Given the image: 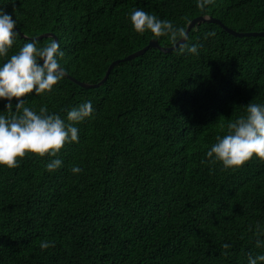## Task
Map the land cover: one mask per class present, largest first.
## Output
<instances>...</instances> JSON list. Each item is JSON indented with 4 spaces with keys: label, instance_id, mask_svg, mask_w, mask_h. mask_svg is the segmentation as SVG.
Masks as SVG:
<instances>
[{
    "label": "trees",
    "instance_id": "trees-1",
    "mask_svg": "<svg viewBox=\"0 0 264 264\" xmlns=\"http://www.w3.org/2000/svg\"><path fill=\"white\" fill-rule=\"evenodd\" d=\"M0 8L19 31L9 56L30 40H59L65 52L66 77L51 93L28 94L26 106L62 118L88 100L95 108L75 125L80 142L58 154L59 170L47 172L50 158L34 154L0 167V264H247L249 252L264 253L254 235L264 224V162H205L243 106L264 103V36L224 28L264 31V0H215L206 12L196 0H0ZM137 8L185 30L200 15L220 23L189 28L198 56L163 51L173 44L159 38L126 59L153 39L133 31ZM209 31L216 35L205 39ZM45 32L53 35L35 38ZM118 59L103 84H80L97 83ZM46 239L55 247L41 250Z\"/></svg>",
    "mask_w": 264,
    "mask_h": 264
},
{
    "label": "clouds",
    "instance_id": "clouds-1",
    "mask_svg": "<svg viewBox=\"0 0 264 264\" xmlns=\"http://www.w3.org/2000/svg\"><path fill=\"white\" fill-rule=\"evenodd\" d=\"M215 0H196V7L206 12ZM133 31L141 36L151 33L155 39L166 38L180 54L199 55L200 45L190 43L185 28L171 20L160 19L143 9H133L129 14ZM206 32L204 38L214 37ZM19 36L16 19L0 8V167L14 169L28 154L49 157L45 170L54 173L63 166L58 154L66 144L80 142L79 128L75 125L94 118L92 101L80 103L67 111L66 118L50 113L46 105L37 111L26 106L28 94L46 95L67 75L62 61L65 52L59 40L41 46L39 41H26L18 52H9ZM51 36V35H49ZM182 42V43H181ZM15 101V103L13 102ZM245 114L226 125V133L217 135L205 153V162L219 163L224 169L242 167L253 157L264 162V103L249 102ZM83 169L73 166L71 172L80 174ZM250 230H252L250 228ZM255 246L264 249V224L257 222ZM55 247L54 241L43 240L41 250ZM228 255L231 245H223ZM247 264H264V253L247 255Z\"/></svg>",
    "mask_w": 264,
    "mask_h": 264
},
{
    "label": "water",
    "instance_id": "water-1",
    "mask_svg": "<svg viewBox=\"0 0 264 264\" xmlns=\"http://www.w3.org/2000/svg\"><path fill=\"white\" fill-rule=\"evenodd\" d=\"M198 20H204V21H208V22H218V23H220V20H219L218 18H215V17L209 16V15H200V16H197V17L193 18V19L190 21V23H189L188 26L186 27V32H187V33H188L189 28L192 27V26L194 25V23H195L196 21H198ZM224 28H225L228 32H230L231 34L236 35V36H243V35H261V36H264V31L241 32V31H235L234 29L229 28V27H226V26H224ZM49 35H53V33H51V32L41 33V34L37 35L35 38L39 39V38H41V37L49 36ZM24 37H25V36H24ZM33 38H34V37H33ZM55 40H56V39H55ZM181 43H182V42H181ZM148 47H159V45H158L156 39H154V38H153V39H150L149 42L147 43V45H145L144 47H142V48H140V49H138V50H136V51L130 53V54L127 55L125 58H126V59L134 58V57H136V56H138V55L144 53V51H145ZM174 47H175V45L170 46V47H165V48H162V47H159V48L163 49V51H170L171 48H174ZM118 61H119V59H118V60H114V61H112V62L109 64V66H108V68H107V70H106L104 76H103L102 79L99 80L97 83H80V84H81L82 86H84V87H96V86H99V85L103 84V83L105 82L106 78L108 77V74H109L110 70L112 69L113 65H114L116 62H118Z\"/></svg>",
    "mask_w": 264,
    "mask_h": 264
},
{
    "label": "bare ground",
    "instance_id": "bare-ground-1",
    "mask_svg": "<svg viewBox=\"0 0 264 264\" xmlns=\"http://www.w3.org/2000/svg\"><path fill=\"white\" fill-rule=\"evenodd\" d=\"M10 176V175H9ZM4 199V198H3Z\"/></svg>",
    "mask_w": 264,
    "mask_h": 264
}]
</instances>
